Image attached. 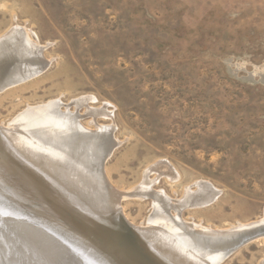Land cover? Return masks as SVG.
Segmentation results:
<instances>
[{
  "label": "rangeland",
  "instance_id": "rangeland-1",
  "mask_svg": "<svg viewBox=\"0 0 264 264\" xmlns=\"http://www.w3.org/2000/svg\"><path fill=\"white\" fill-rule=\"evenodd\" d=\"M14 30L47 67L1 89L0 125L58 104L77 128L106 133V178L131 225L157 212L132 196L147 182L173 202L217 189L183 210L195 230L264 220V0H0V40ZM220 264H264V238Z\"/></svg>",
  "mask_w": 264,
  "mask_h": 264
},
{
  "label": "bare ground",
  "instance_id": "bare-ground-1",
  "mask_svg": "<svg viewBox=\"0 0 264 264\" xmlns=\"http://www.w3.org/2000/svg\"><path fill=\"white\" fill-rule=\"evenodd\" d=\"M31 38L28 34L14 30L0 40V91L6 86L39 75L46 69L47 65L41 63L43 61L38 54V48ZM81 103L83 101H78L75 105L80 106ZM72 118L62 115L58 104H51L45 109L28 111L8 128L0 125V130L9 134L7 137L10 136L13 141L9 149L7 148L13 158L11 161L13 165L20 167L17 171L19 176L28 172L24 181L30 177L37 179L39 185L52 187L53 192L59 193L67 201L72 199L81 203L94 215L97 214L96 210L113 214L111 220L109 219L114 230H110V236H127L113 219L121 211V200L124 196L115 191L113 186L106 184L108 178L105 165L114 146L107 143L108 136L105 132V137H101L103 131L95 135L90 134V131L85 132L75 126ZM2 141L8 147L7 139ZM168 167L161 166L158 170L170 175ZM153 184H143L142 192L132 195L145 199L152 197L155 200L157 212L149 220L148 227L134 226L132 223L138 245L149 251V260L138 257L135 241L134 245L128 244L123 248L103 243L96 247L97 244L91 242L87 233L81 232L83 228L77 227L71 219H55L49 212L52 207L45 210L43 204L41 212L38 209L36 211L40 212L38 216L31 217L34 218L35 226L20 219L18 222L14 220V228L23 231V226L26 225L28 230L21 233L33 237L34 231L41 229L39 226L44 227L47 234L43 230L41 232L57 245V251L63 254L61 259L67 263L73 262L72 264H153V261L158 264H220L240 245L242 247L253 240L264 238V235L257 234L258 228L264 226L263 219L225 232H212L200 227L195 230L191 224L184 223L181 217L183 210L200 208L212 203L219 196V191L208 182L201 183L197 192L187 191L185 198L179 202H173L163 192H154ZM61 190L66 194L61 193ZM23 206L26 214L34 212L33 206L27 203ZM171 211H175L176 216ZM245 237L246 241L242 242ZM46 251L48 252V248ZM68 254L71 256L68 257Z\"/></svg>",
  "mask_w": 264,
  "mask_h": 264
},
{
  "label": "water",
  "instance_id": "water-1",
  "mask_svg": "<svg viewBox=\"0 0 264 264\" xmlns=\"http://www.w3.org/2000/svg\"><path fill=\"white\" fill-rule=\"evenodd\" d=\"M8 135L0 130V143H2V145L0 144L2 146L0 147V264L73 263H67L61 259L63 254L57 251V245L47 239L41 232V230H43L46 233L44 227L39 226L41 229H37L36 232L34 231L35 235L33 237L21 233L29 228L24 224L23 228L25 230L23 231H21L22 229L17 231L14 228V224L20 219L28 221V223L35 226L34 218L36 217L34 216H38L43 206L45 210L52 207L49 209V212L55 219L62 218L64 221L71 219V222L77 227L83 228L84 230H81V232L85 231L91 242L97 244L95 245L96 247L103 243L107 246H118L123 248L128 244H133L135 241L138 257L141 256L145 260H149V251H147L145 247L138 245V237L134 233L132 225L124 218L121 211L116 213V217L113 219L118 227L127 233V236H118V238L114 236L111 237L110 230L114 231L110 223L113 214L109 215V213H102L96 210L97 214L94 215L93 212H90L89 208L84 207L81 203L72 199H68L69 201H67L66 198L59 195V193L53 192V189H51L52 187L39 185L37 179L30 177L27 181H24L25 177L28 176V172L23 173L21 176L18 175L17 171L20 170V167H17L16 163V165H13L11 161L13 158L8 153L9 146L13 143L11 137H7ZM5 138L7 139L8 147H6L7 145H4L2 141ZM28 160L29 159H27V161ZM30 181L32 184H29ZM106 184L109 186L110 183L107 181ZM61 193L64 195L66 194L63 190H61ZM15 196L16 199H13ZM25 203L34 207V212L32 214L23 212V205ZM37 209L40 212H36L38 211ZM26 217H28V219H26ZM14 220L16 222H14ZM13 230H16V232H13ZM75 230L79 232L78 228H75ZM257 234L264 235V226L258 228ZM247 237H245L242 242L246 241L245 239H247ZM47 248L48 252L46 251ZM235 251H237V249ZM48 253L50 254L49 257ZM70 256L71 254H68V257ZM153 264L158 263L157 261H153Z\"/></svg>",
  "mask_w": 264,
  "mask_h": 264
}]
</instances>
